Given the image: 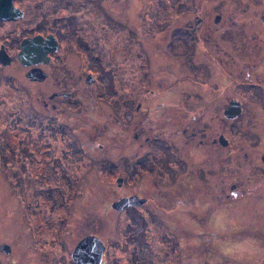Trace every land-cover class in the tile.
Instances as JSON below:
<instances>
[{"label": "flooded vegetation", "instance_id": "obj_1", "mask_svg": "<svg viewBox=\"0 0 264 264\" xmlns=\"http://www.w3.org/2000/svg\"><path fill=\"white\" fill-rule=\"evenodd\" d=\"M105 1L114 6L115 0H0V55L5 54L0 70L17 64L25 75L39 72L44 80L30 81L42 82L53 107L89 99L100 65L99 57L88 54L93 44L87 39H99V31L107 35L114 22L121 23L107 12ZM159 8L171 15L170 20L165 16L170 24L156 26L161 43L170 39V49L153 51L148 65L141 54L136 63L128 59L127 72L133 69L130 77L139 82L128 83L122 121L128 132L134 125L127 152L133 147L135 152L120 162L124 176L116 184L137 181L143 195H123V211L140 208L148 212L141 215L144 227L147 219H157L172 229L171 213L179 220L201 206L210 223L213 214L233 207L228 224L234 235L229 229L218 231L215 241L244 248L240 252L246 260L264 264V0H161ZM137 17L120 24L127 38L140 34ZM64 42L75 43L77 51L63 54ZM21 52L25 58L18 57ZM77 55L88 59V68L77 69ZM106 90L113 94L111 87ZM241 135L251 137L247 151ZM236 202L252 208L246 213L233 206ZM192 222L185 231L200 225L198 218ZM230 259L224 264H241L235 256ZM203 261L208 264L206 257Z\"/></svg>", "mask_w": 264, "mask_h": 264}, {"label": "rangeland", "instance_id": "obj_2", "mask_svg": "<svg viewBox=\"0 0 264 264\" xmlns=\"http://www.w3.org/2000/svg\"><path fill=\"white\" fill-rule=\"evenodd\" d=\"M136 1L137 7L128 0H115L114 6H109L107 1L103 4L119 23L126 24L125 20L129 17L133 18L130 19L133 22L135 16H138L137 22L144 31L141 27L136 39L127 38L123 25L114 22L107 35L99 31V39H87L89 45L93 44L92 51L88 54L99 57L100 65L96 71L98 85L95 91L88 90L89 99H84L81 103H55L53 107L52 100L44 92L42 82L30 81L17 64L18 67L13 65L14 68L0 70V131L6 127L3 122L13 124V127L8 126L10 135L20 134L24 142L31 144L30 163L8 162L9 167H3L0 160V245L8 246L12 250L9 254L0 249V264H74L70 256L71 250L87 234H95L104 243L106 249L103 264H204V257L208 264H224L226 261L232 262L230 257L233 256L238 259L237 263L257 264L255 260H246L240 252L244 248L225 247L228 244L222 247L219 239L215 241V235L219 236L218 231H231L228 219L231 226L230 213L233 207L213 214L210 223H205L206 213L201 206L193 210L194 215L188 214L179 220L175 213H171L170 224L174 225L172 229L160 220L150 221L147 218L148 222L144 227L140 220L141 215L146 217L148 212L139 210L140 208L126 212L120 209L118 212L111 207V203H119L123 195L134 192L143 195L137 181L131 180L124 186L123 182L116 184L117 178L124 176L120 162L124 156L135 152L134 147L127 152L133 141L134 125L128 132L123 129L122 121L123 99L124 94L129 91L128 83L130 80L139 82L137 78L130 77L135 74L133 69L127 72L128 64H131L128 59L136 63V56L141 54L142 62L148 65L153 51L171 47L170 39L166 38V43H161L157 35L156 26L170 24L166 23L165 16L168 20L171 17L162 14L159 8L161 0ZM163 7L166 8L165 3ZM100 10L104 13L101 8L98 9V20L102 21ZM89 15L92 16L91 13ZM141 16H144V26L141 24ZM63 46V54L68 49L76 50L75 43L67 46L64 42ZM75 59L78 70H84V66L88 68L86 57L77 55ZM66 62L69 63V55ZM86 73L89 76L94 75ZM91 85L90 82L88 86L93 88ZM107 87L112 88L113 94L107 92ZM58 111H63V116H58ZM38 120L46 122L45 131L38 128ZM60 127L63 133L59 131ZM23 129H28L29 134ZM38 133L48 136L38 139L35 137ZM74 137L81 144V154L83 155L81 147L88 152L78 162L72 161V154L69 152L73 147L70 141ZM239 138L243 140V151H247L246 145L250 144L251 137L241 135ZM1 144L3 142L0 140ZM67 152L69 157L66 156ZM55 164L64 175H72L76 183L66 189L64 181L61 180L60 186L63 190L50 197L52 191L49 188L61 175L60 170L56 173ZM72 167L76 168L75 172H72ZM79 186V193L75 196L73 190ZM19 187L22 190L17 192ZM66 190L69 192L68 199L74 201L71 216V211L68 212L67 207L63 208L66 206L63 194ZM36 200L33 208L29 209L24 205L26 201ZM149 201L162 205L158 200ZM201 201L211 202L209 199ZM233 206L242 208L246 213L252 208L241 206L238 202L233 203ZM261 207L264 209V204ZM244 211H239L238 215L249 223L252 222ZM196 218L200 220V225H196L193 231H185L186 223L192 228V221ZM150 227L152 228L149 229ZM240 228L243 230L244 225ZM145 229L149 230L145 232ZM204 230L205 235L194 238L198 234L202 235ZM231 234L234 235L232 231ZM253 235L259 237L258 232ZM209 238L210 242H207ZM192 242L194 247H191ZM34 247H39L37 253L34 252ZM253 257L258 258V255ZM258 260L261 261L262 257Z\"/></svg>", "mask_w": 264, "mask_h": 264}, {"label": "trees", "instance_id": "obj_3", "mask_svg": "<svg viewBox=\"0 0 264 264\" xmlns=\"http://www.w3.org/2000/svg\"><path fill=\"white\" fill-rule=\"evenodd\" d=\"M4 121H6V120H4ZM31 121H33V119H31ZM3 123L6 125V127L0 131V140L3 142V144L0 145V160H2V166L3 167H9L8 162L14 163V162L21 161L23 163H30V157H31V155L29 153V149L31 146L30 142H24L23 138L20 134L16 135V136H11L9 133L8 126L13 127L14 125L13 124L10 125L9 123H6V122H3ZM45 125H46V122L42 121L40 124H38V127L40 129L42 128L43 131H45V129H46ZM25 126L29 127L28 124H26ZM23 131L25 133L29 134L28 129H23ZM40 133H41V130H40ZM41 136L45 138L48 136V134L43 136L42 134L38 133V134H36L35 137L38 139H41ZM70 142L73 143V147H71L72 149H71V151H69L72 154V161L73 162H78L79 160L81 161L82 158L84 157L83 155H86V153H88V152L85 151V149L83 147H81L83 155L81 154V151H80V145L81 144L79 143V141L75 137H74V140H72ZM45 143L46 142H44V144ZM69 152L66 153L67 157H69ZM18 153H20V155H18ZM57 163H58V160H57ZM77 168H78V165H77ZM54 169H55L56 173L58 170L61 171V169L56 164H55ZM75 171H76V168L72 167V172H75ZM61 180L64 181L66 189H68L72 185V183L73 184L76 183V181H75V179H73L72 175H70V176H68V174L64 175L63 172L61 171V175L58 176L57 179H55V181L52 183V185L49 188L52 191V195H50V197L56 196V193H59V191L63 190V188H61V186H60ZM80 187L81 186L77 187L76 190H73V194L75 196L79 193ZM21 190H22V188L19 187L17 189V192H20ZM14 191H16V190L14 189ZM24 191H25V189H24ZM63 194H64L65 199H66V206L64 205L65 207L63 206V208L67 207L66 209L68 210V212L71 211V214H70V216H71L73 206H74V201L68 199V197H69L68 190L64 191ZM23 197L25 200H28L25 195H23ZM67 200H69L68 204H67ZM34 202H37V200ZM29 203H30V201H26L24 205L29 207V209H30ZM60 209L63 210L62 208H60ZM70 216L68 217V220H69ZM33 250H34V252L37 253L39 251V247H34Z\"/></svg>", "mask_w": 264, "mask_h": 264}, {"label": "water", "instance_id": "obj_4", "mask_svg": "<svg viewBox=\"0 0 264 264\" xmlns=\"http://www.w3.org/2000/svg\"><path fill=\"white\" fill-rule=\"evenodd\" d=\"M5 54L0 55V61L3 62L5 60ZM19 58H25V55L21 53L18 54ZM41 74L37 71H32L27 76L30 78V80L34 81H42L44 80V77H39ZM138 201V199L136 198ZM125 200H121L119 203H116L113 205V208L116 210H119L124 207ZM141 202V201H140ZM138 202V204H142ZM0 249L10 254V249L8 246H1ZM105 247L103 244L98 240L97 238L93 236H88L82 239L74 251L72 252V259L76 264H102V256L104 254Z\"/></svg>", "mask_w": 264, "mask_h": 264}]
</instances>
